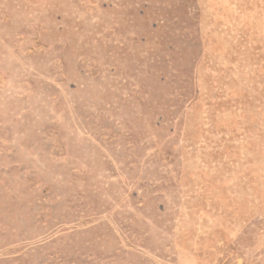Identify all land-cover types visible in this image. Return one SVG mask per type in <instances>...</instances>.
<instances>
[{
    "label": "rangeland",
    "instance_id": "rangeland-1",
    "mask_svg": "<svg viewBox=\"0 0 264 264\" xmlns=\"http://www.w3.org/2000/svg\"><path fill=\"white\" fill-rule=\"evenodd\" d=\"M0 264H264V0H0Z\"/></svg>",
    "mask_w": 264,
    "mask_h": 264
}]
</instances>
